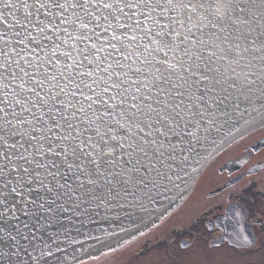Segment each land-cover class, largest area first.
Segmentation results:
<instances>
[{"label": "snow or ice", "instance_id": "6c2138e0", "mask_svg": "<svg viewBox=\"0 0 264 264\" xmlns=\"http://www.w3.org/2000/svg\"><path fill=\"white\" fill-rule=\"evenodd\" d=\"M262 128L264 0H0V264L115 252ZM247 216L229 201L222 236L264 264Z\"/></svg>", "mask_w": 264, "mask_h": 264}, {"label": "flooded vegetation", "instance_id": "af4514ba", "mask_svg": "<svg viewBox=\"0 0 264 264\" xmlns=\"http://www.w3.org/2000/svg\"><path fill=\"white\" fill-rule=\"evenodd\" d=\"M253 167L256 170L248 174V169ZM226 182H228L227 186H225ZM229 201L235 212L248 214L247 227L253 230L259 241V230L264 229V225L254 224L253 218L264 217V128L249 133L214 156L204 166L173 213L146 235L148 236L173 216H180L183 220L184 211L189 210V212L193 211L194 215L191 214V219L187 222L185 220L181 222L180 231L194 236L182 239V241H191L188 247L182 248L180 245L182 250L192 248L199 239H203L210 250L226 246L242 251L232 246L228 236H222V216ZM189 223H192V229L188 228ZM128 246L130 243L112 252L111 256L121 254ZM256 250L259 251L260 248L257 247ZM109 253L105 254L109 255ZM101 256L90 261V264L109 257L100 259Z\"/></svg>", "mask_w": 264, "mask_h": 264}, {"label": "rangeland", "instance_id": "374dc122", "mask_svg": "<svg viewBox=\"0 0 264 264\" xmlns=\"http://www.w3.org/2000/svg\"><path fill=\"white\" fill-rule=\"evenodd\" d=\"M191 214L194 215V212L185 210L183 220L180 216L167 219L148 236L130 243L121 254L106 257L93 264H242L244 261L261 264L260 250H255L251 255L226 246L210 250L203 239H199L192 248L182 250V239L194 236L180 231L181 222L190 220ZM188 225L192 229V223Z\"/></svg>", "mask_w": 264, "mask_h": 264}, {"label": "water", "instance_id": "95a60500", "mask_svg": "<svg viewBox=\"0 0 264 264\" xmlns=\"http://www.w3.org/2000/svg\"><path fill=\"white\" fill-rule=\"evenodd\" d=\"M256 131V130H253ZM251 131V132H253ZM249 132V133H251ZM249 133L245 134L244 136L248 135ZM241 138H237L236 141H238ZM236 141L232 142L231 144L235 143ZM231 144H228L224 146L222 149H220L216 154L209 157L208 160L203 164L202 169L204 166L218 153H220L222 150L226 149ZM197 167H201L200 165H197ZM200 171V172H201ZM199 175V174H198ZM195 175L193 180H189L187 184L180 183V187L178 189H173L172 193H170L171 199L162 200L156 207L155 210L151 214H146L143 217V220H137L134 224L129 225V231L127 233L119 232L117 235L113 236L110 240L107 241L108 244L112 246L115 250L119 249L123 245H126L128 243L135 242L139 237L149 233L151 230H153L157 225H159L167 216L173 213V211L176 209L180 201L187 195L189 188L193 184V182L196 180L197 176ZM191 241H182L180 243L182 248L187 247ZM214 243V241L212 242ZM104 253L110 252L108 248H103ZM97 257L101 256L99 253L96 254Z\"/></svg>", "mask_w": 264, "mask_h": 264}, {"label": "trees", "instance_id": "16d2710c", "mask_svg": "<svg viewBox=\"0 0 264 264\" xmlns=\"http://www.w3.org/2000/svg\"><path fill=\"white\" fill-rule=\"evenodd\" d=\"M145 236H147V235L145 234L142 237H145ZM111 255H112V252H110L109 255L104 253V255L100 257V259H103L105 256H111ZM98 263H99V261H98Z\"/></svg>", "mask_w": 264, "mask_h": 264}]
</instances>
